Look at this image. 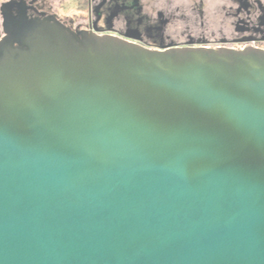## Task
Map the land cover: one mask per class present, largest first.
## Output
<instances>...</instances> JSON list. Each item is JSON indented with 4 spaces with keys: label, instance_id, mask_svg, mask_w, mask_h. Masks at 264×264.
<instances>
[{
    "label": "water",
    "instance_id": "obj_1",
    "mask_svg": "<svg viewBox=\"0 0 264 264\" xmlns=\"http://www.w3.org/2000/svg\"><path fill=\"white\" fill-rule=\"evenodd\" d=\"M16 31L27 50L0 42V264H264L263 49Z\"/></svg>",
    "mask_w": 264,
    "mask_h": 264
},
{
    "label": "flooded vegetation",
    "instance_id": "obj_2",
    "mask_svg": "<svg viewBox=\"0 0 264 264\" xmlns=\"http://www.w3.org/2000/svg\"><path fill=\"white\" fill-rule=\"evenodd\" d=\"M54 1L0 0V42L6 40L14 48L27 50L26 47L18 45L17 41L18 20L23 18L26 21L58 20L76 34H112L151 49L203 46L233 50L252 47L264 50V0H224L220 8L224 18L217 23V31L212 30L206 35L200 32L191 36L192 26H197L200 18L202 21L199 25L202 24L207 29V24H210L203 17V3L193 5L191 10L196 21L193 19L190 23L192 26H188L187 31L177 38L167 33L174 15L162 8L156 10V16L151 19L150 14L144 12L142 0H81L79 3L77 0L80 8L77 18L62 15V0L58 1V5ZM168 2L169 5L173 3L172 0ZM189 17L186 14L179 19L189 21Z\"/></svg>",
    "mask_w": 264,
    "mask_h": 264
},
{
    "label": "rangeland",
    "instance_id": "obj_3",
    "mask_svg": "<svg viewBox=\"0 0 264 264\" xmlns=\"http://www.w3.org/2000/svg\"><path fill=\"white\" fill-rule=\"evenodd\" d=\"M59 0H55V5H58ZM81 0H78V3ZM173 3L169 5L170 2H168V0H142V3L144 4V12L146 14H150L151 19L153 17L156 16L157 12H155L158 9H162L165 8L166 12H168L169 14H173L174 18L173 21L169 24L168 27V31L167 33H169L172 37L177 38V36H179L182 32L187 31V27L188 26H192V20L194 19L196 21V17L195 14L193 13L192 7L193 5L196 4H201L203 3V10H204V14L203 17L205 18V21H207V29L202 26V24L199 25V23H201V18L198 20V27L192 26L191 29V36L192 35H198L200 32L204 33L205 35L208 33H210V31L214 30L217 31L218 29V24L219 21H221L224 18V14L223 12L221 13V6L224 3V0H172ZM62 2V9L60 10L62 15H66L68 17H74L77 18V15H80V8L77 4V0H62L60 1ZM82 4V2H81ZM177 8V10H175V13H172V11H174V9ZM167 13V14H168ZM190 16V20L189 21H184L185 19H179V17L181 15H186ZM172 15V16H173ZM202 17V16H201ZM216 23V24H214ZM213 28V29H212ZM206 29V30H205Z\"/></svg>",
    "mask_w": 264,
    "mask_h": 264
}]
</instances>
